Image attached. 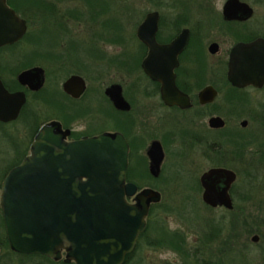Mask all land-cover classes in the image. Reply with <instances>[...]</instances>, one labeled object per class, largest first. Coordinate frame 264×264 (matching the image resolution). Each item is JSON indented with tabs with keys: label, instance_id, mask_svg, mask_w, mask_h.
<instances>
[{
	"label": "flooded vegetation",
	"instance_id": "1",
	"mask_svg": "<svg viewBox=\"0 0 264 264\" xmlns=\"http://www.w3.org/2000/svg\"><path fill=\"white\" fill-rule=\"evenodd\" d=\"M6 3L25 30L0 45V166L15 160L0 184L45 127L66 142L120 133L125 181L149 197L121 264H140L151 243L191 264H264V83L233 84L229 63L235 46L264 40V0ZM205 89L214 95L201 97ZM199 211L205 223L191 243L157 221ZM1 251L0 264H75L65 249L57 259Z\"/></svg>",
	"mask_w": 264,
	"mask_h": 264
},
{
	"label": "water",
	"instance_id": "2",
	"mask_svg": "<svg viewBox=\"0 0 264 264\" xmlns=\"http://www.w3.org/2000/svg\"><path fill=\"white\" fill-rule=\"evenodd\" d=\"M149 23L154 24L153 18L145 20L140 31ZM24 30V20L6 0H0V45L20 37ZM229 63L237 76L230 77L233 84L262 85L264 40L235 46ZM107 93L120 102L111 90ZM200 95L214 93L205 89ZM218 120L215 125H220ZM127 156L128 144L120 133L66 142L54 127L43 128L30 153L0 184V209L10 249L56 259L65 249L67 259L75 264L124 263L145 227L149 207L145 191L136 193V184L125 181ZM133 194L136 203L126 198ZM204 199H208L206 189Z\"/></svg>",
	"mask_w": 264,
	"mask_h": 264
},
{
	"label": "rangeland",
	"instance_id": "3",
	"mask_svg": "<svg viewBox=\"0 0 264 264\" xmlns=\"http://www.w3.org/2000/svg\"><path fill=\"white\" fill-rule=\"evenodd\" d=\"M42 45L46 46V44ZM4 155L5 153L0 151V158L4 157ZM14 161V159H10L2 163L3 165L0 166V180L2 178L1 174L13 165ZM205 217L206 214L201 211L198 213L186 214H161L159 218H157V221L165 228H171L172 230L177 228L185 229L188 234L186 236V240L191 243L193 235L197 232V225H203L205 223ZM153 222L154 221H152V223ZM153 225H156V222ZM173 239L176 238L174 237ZM7 251L8 249H4L1 251V254H7ZM139 251V253L143 256L140 264H164L163 261L165 259L173 260L170 264H191L188 263V260L182 259L177 250H171L168 247L161 248L158 243L156 245L155 243L143 245Z\"/></svg>",
	"mask_w": 264,
	"mask_h": 264
},
{
	"label": "trees",
	"instance_id": "4",
	"mask_svg": "<svg viewBox=\"0 0 264 264\" xmlns=\"http://www.w3.org/2000/svg\"><path fill=\"white\" fill-rule=\"evenodd\" d=\"M0 245L2 250L8 249V243L5 235L4 224L1 214H0ZM7 253H12V252L7 251Z\"/></svg>",
	"mask_w": 264,
	"mask_h": 264
}]
</instances>
